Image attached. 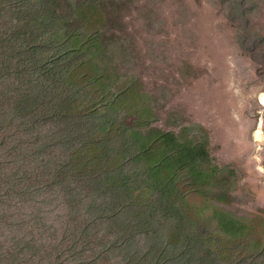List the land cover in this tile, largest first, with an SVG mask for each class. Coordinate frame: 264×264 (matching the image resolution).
<instances>
[{"label":"trees","instance_id":"16d2710c","mask_svg":"<svg viewBox=\"0 0 264 264\" xmlns=\"http://www.w3.org/2000/svg\"><path fill=\"white\" fill-rule=\"evenodd\" d=\"M95 6L0 0V264H264L236 216L217 210L213 228L180 193L211 180L204 149L171 148L174 135L147 127V103L126 124L131 92L106 90L116 72L99 66L109 38L82 31Z\"/></svg>","mask_w":264,"mask_h":264},{"label":"rangeland","instance_id":"374dc122","mask_svg":"<svg viewBox=\"0 0 264 264\" xmlns=\"http://www.w3.org/2000/svg\"><path fill=\"white\" fill-rule=\"evenodd\" d=\"M89 1L96 6L86 12L92 18L85 20L82 31L98 29L109 38L107 52L112 58L99 66L116 72V80L106 90L118 89L112 85L118 83L131 92L126 124L132 125L137 109L147 103L153 114L143 113L147 127L174 135L171 148L187 142L204 149L205 155H198L200 167L211 180L198 186L200 191L180 187V193H185L200 220L213 228H219L217 210L236 216L243 224L236 228L238 241L247 246L255 242L254 252L260 251L264 246V103L260 100L264 0H85ZM85 72L82 68L77 74ZM158 139L152 145L159 150L164 146ZM115 140L121 141L116 136ZM180 175L192 181L186 171ZM222 194L224 200L219 199ZM22 208L40 211L33 202L31 208ZM45 208L41 207L44 213ZM66 211L61 207L54 213ZM47 214L46 222L56 221L55 214ZM61 225L62 221L57 224L59 232ZM144 242L141 239L139 245Z\"/></svg>","mask_w":264,"mask_h":264},{"label":"bare ground","instance_id":"6f19581e","mask_svg":"<svg viewBox=\"0 0 264 264\" xmlns=\"http://www.w3.org/2000/svg\"><path fill=\"white\" fill-rule=\"evenodd\" d=\"M260 100L262 101V103H264V92L261 93ZM255 135H256V137H259L260 136V130H257Z\"/></svg>","mask_w":264,"mask_h":264}]
</instances>
